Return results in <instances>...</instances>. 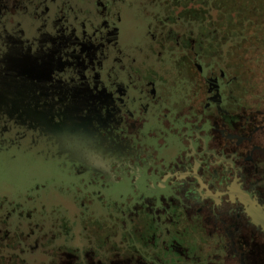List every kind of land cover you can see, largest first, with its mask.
Returning a JSON list of instances; mask_svg holds the SVG:
<instances>
[{"label": "flooded vegetation", "instance_id": "flooded-vegetation-1", "mask_svg": "<svg viewBox=\"0 0 264 264\" xmlns=\"http://www.w3.org/2000/svg\"><path fill=\"white\" fill-rule=\"evenodd\" d=\"M34 143L0 264H264V0H0V159Z\"/></svg>", "mask_w": 264, "mask_h": 264}, {"label": "water", "instance_id": "water-1", "mask_svg": "<svg viewBox=\"0 0 264 264\" xmlns=\"http://www.w3.org/2000/svg\"><path fill=\"white\" fill-rule=\"evenodd\" d=\"M19 149V153L13 150L14 156L8 161V165L6 157L0 159V193L12 188L11 186L24 185L34 177L50 174L60 156L68 152L60 153V145L55 143H34L28 148ZM23 150L26 151L22 153Z\"/></svg>", "mask_w": 264, "mask_h": 264}]
</instances>
